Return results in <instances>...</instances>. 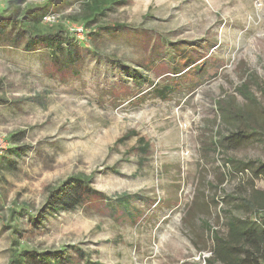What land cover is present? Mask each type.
I'll return each mask as SVG.
<instances>
[{"label": "rangeland", "instance_id": "374dc122", "mask_svg": "<svg viewBox=\"0 0 264 264\" xmlns=\"http://www.w3.org/2000/svg\"><path fill=\"white\" fill-rule=\"evenodd\" d=\"M81 1L28 0L56 13L45 31L78 25L94 33L73 43L78 77L50 76L45 45L26 52L0 42V264L20 250L14 241L40 252L78 246L103 264H209L213 232L225 236L231 217L259 223L243 204L264 191V178L229 161L264 162V139L256 135L236 150L215 144L228 134L218 100L247 108L264 125V0H127L102 19L130 27L115 34L76 21ZM169 42L203 48L219 76L191 96L184 88L171 101L146 98L127 74L168 79L161 74ZM247 71L262 87L250 83L254 101L237 91ZM131 132L137 136L118 143ZM139 138L152 145L146 162L131 152ZM75 175L107 195L156 194L161 203L137 227L84 208L42 219L47 188Z\"/></svg>", "mask_w": 264, "mask_h": 264}, {"label": "trees", "instance_id": "16d2710c", "mask_svg": "<svg viewBox=\"0 0 264 264\" xmlns=\"http://www.w3.org/2000/svg\"><path fill=\"white\" fill-rule=\"evenodd\" d=\"M81 2L82 12L76 21L83 20L87 27L95 28V32L115 34L130 28L125 24L108 22L103 24L102 22L108 11L113 10L114 7L127 5V0H82ZM48 6L47 4L35 5L29 3L28 0H8L5 8L0 11V42L8 41L15 46H23L26 52H33L41 45H45L44 48L50 54V65L47 69L50 76L61 73L78 77L79 71L75 69L78 61L73 49V43L78 41V38L71 32L61 29L54 32L45 31L42 27L45 22L44 18L56 16L52 8L47 11ZM72 35L74 38L70 37ZM92 35L88 36L85 33V36L88 37H92ZM168 44L169 50L172 51L165 58L168 65L162 67L166 68V72L161 74L162 77L165 75L169 77L168 79L158 84L136 70L127 74L137 88L142 90L140 94L143 93L144 97L159 99L163 102L171 101L173 96L183 91L184 88L191 96L199 87L219 76V68L210 62L215 58L204 53L203 48H198L191 42L187 45L179 43L177 46L172 42ZM149 48V52L155 51V46L151 45ZM113 64L117 65L118 69L123 67L115 62ZM156 64L153 61L149 62V66H153V69H156V66L154 67ZM157 67L162 70L160 66ZM246 75L247 79L237 88V91L246 100L254 101V96L249 88L250 83L255 82L259 89L262 87L258 84L256 74L247 71ZM146 85H148V89L143 90ZM126 93L128 94L127 91L121 92V95ZM114 95L116 96V94ZM216 107L219 120L227 127L226 131L228 132L227 135L219 136V140L215 144L216 148L225 147L228 150H236L256 135L264 139V125L257 124L247 108L233 106L230 101L225 100L216 101ZM133 136H137V134L128 133L118 143ZM131 152L138 155L142 162H146L152 155V145L145 138H139L137 146ZM229 162L238 167V172L252 171L256 178H264V162L243 163L231 160ZM47 190L48 197L40 216L42 219L53 213L71 212L84 208L111 218L117 224L137 227L146 216L145 210H150L153 207L158 208L161 203L156 194L139 192L107 195L96 190L92 186L91 178L85 175L71 176L57 187H50ZM244 202L245 211L258 217L259 223L231 217L227 223L225 236L213 232L214 247L211 251V258L207 260L209 264H264V191H255L251 199ZM39 223L38 219L31 220V225L35 229H39ZM14 230L15 233L18 232L17 228ZM14 244L18 245L20 250L12 251L11 264H103L99 260L93 259L94 253L78 246L40 252L33 249H21L20 242L17 241H14Z\"/></svg>", "mask_w": 264, "mask_h": 264}, {"label": "built area", "instance_id": "2783aa9c", "mask_svg": "<svg viewBox=\"0 0 264 264\" xmlns=\"http://www.w3.org/2000/svg\"><path fill=\"white\" fill-rule=\"evenodd\" d=\"M53 17L55 16H47L44 18L45 23L49 22ZM73 35H75L77 38L82 39L85 35V30L83 27L78 25H72L69 30Z\"/></svg>", "mask_w": 264, "mask_h": 264}]
</instances>
